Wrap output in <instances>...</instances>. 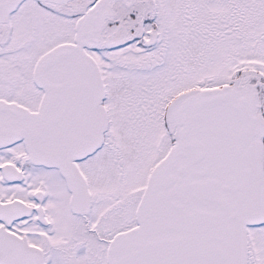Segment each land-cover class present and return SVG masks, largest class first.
Listing matches in <instances>:
<instances>
[{
	"label": "snow or ice",
	"instance_id": "1",
	"mask_svg": "<svg viewBox=\"0 0 264 264\" xmlns=\"http://www.w3.org/2000/svg\"><path fill=\"white\" fill-rule=\"evenodd\" d=\"M0 264H264V0H0Z\"/></svg>",
	"mask_w": 264,
	"mask_h": 264
}]
</instances>
